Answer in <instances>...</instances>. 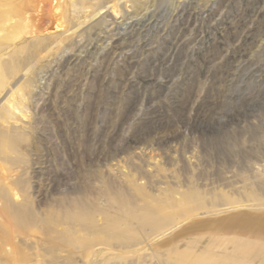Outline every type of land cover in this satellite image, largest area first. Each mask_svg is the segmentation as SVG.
Listing matches in <instances>:
<instances>
[{"label":"rangeland","instance_id":"rangeland-1","mask_svg":"<svg viewBox=\"0 0 264 264\" xmlns=\"http://www.w3.org/2000/svg\"><path fill=\"white\" fill-rule=\"evenodd\" d=\"M114 1L38 0L2 47L0 165L38 217L14 264H209L264 218V0Z\"/></svg>","mask_w":264,"mask_h":264},{"label":"bare ground","instance_id":"bare-ground-1","mask_svg":"<svg viewBox=\"0 0 264 264\" xmlns=\"http://www.w3.org/2000/svg\"><path fill=\"white\" fill-rule=\"evenodd\" d=\"M120 1L121 0H116L114 1V3L108 6L112 10V12L115 11V7L118 5ZM126 1H135V0H126ZM73 2L71 4H72V7H74V12H75V9L78 7L76 3H73ZM83 4H84V1L82 2V7L87 6L86 4L85 5ZM92 5H94L95 7L97 6V8L90 16V19L91 18L93 19L96 15L102 13L101 11L103 10V6H104L101 3H96V4L91 3L90 6ZM61 6L62 4L56 2V4L53 5L55 12ZM28 10L29 11L31 10L37 13L36 16L30 17V15L28 14ZM33 18H35V21H33ZM37 18H38V0H0V76L2 75L4 76L6 74L8 75V72H10L12 68L10 66L8 70V67L6 66L7 63H5V61H2L3 59L1 57L2 56L1 51L6 49V48H2L3 45H6V47L9 44H12L13 46H15L21 40H25L28 37L33 38L35 35L37 36L38 35V19ZM83 23L84 21H80L79 25ZM62 25H63L62 21H59L54 27L58 28V27H61ZM16 48L19 50L21 49L20 50L21 52L24 49V46L20 45ZM27 58L30 59V57H27ZM6 70L8 71L6 72ZM28 75L29 73L28 74L23 73L25 80L27 79ZM1 85H2V82H0V86ZM17 89L19 88L18 87L15 89L12 88V90L10 91V94L4 97V99L1 101L2 102L1 104L7 103L9 105L10 111L12 110L11 112H14L15 110L17 111V107L14 104V100H15L14 98H16L14 97V94ZM1 167L2 166L0 165V173H1V176H0V261H9L10 264H14L16 262L24 263L26 259H29V260L36 259V261L38 262L37 252L31 251L30 255L25 256L21 254L17 246V243L19 242L18 238L27 237L29 235L36 238L34 242L35 243L34 246L36 244L38 245V217L35 218L33 215L34 213L32 214L30 210L26 208V206H24V203H22L21 201L22 195H20L17 190L19 180L16 178L18 180L17 181L11 175L7 174L4 168L3 167L1 168ZM244 206H246V204ZM209 212L210 211L208 210L206 212L204 211V213H201V214H206ZM70 219H71L70 215L65 216L64 219L50 217L48 224L46 225H48L50 230H53L55 227L61 224V221L65 223V222H68ZM177 226L178 224H174L172 225V228H175ZM167 232L168 231H165L162 234L165 235ZM64 238L62 239L67 241V238L66 237ZM218 244L219 243H216L215 245H218ZM209 248H212L211 245L209 246ZM216 261H217V258L216 259L214 258L213 261L210 262L209 264H218ZM224 264H232V260L230 259V257L227 256V259Z\"/></svg>","mask_w":264,"mask_h":264},{"label":"crops","instance_id":"crops-1","mask_svg":"<svg viewBox=\"0 0 264 264\" xmlns=\"http://www.w3.org/2000/svg\"><path fill=\"white\" fill-rule=\"evenodd\" d=\"M264 220V218H263ZM260 220L254 225L252 230L245 224L237 225V229L228 236L232 244V251L217 258L218 264H224L227 256L232 260V264H249L255 258L264 257V221ZM264 239V238H263ZM220 245L221 243L218 242ZM241 255V256H240Z\"/></svg>","mask_w":264,"mask_h":264}]
</instances>
